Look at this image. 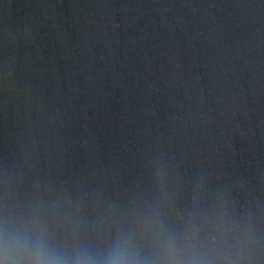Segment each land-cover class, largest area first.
Listing matches in <instances>:
<instances>
[{"label":"water","instance_id":"obj_1","mask_svg":"<svg viewBox=\"0 0 264 264\" xmlns=\"http://www.w3.org/2000/svg\"><path fill=\"white\" fill-rule=\"evenodd\" d=\"M0 264H264V0H0Z\"/></svg>","mask_w":264,"mask_h":264}]
</instances>
